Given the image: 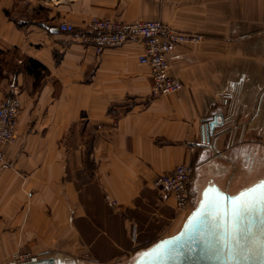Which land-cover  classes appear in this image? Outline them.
Masks as SVG:
<instances>
[{
  "label": "crops",
  "instance_id": "0c3cea01",
  "mask_svg": "<svg viewBox=\"0 0 264 264\" xmlns=\"http://www.w3.org/2000/svg\"><path fill=\"white\" fill-rule=\"evenodd\" d=\"M92 17L201 34L169 54L182 87L152 97L138 37L95 55L57 28ZM10 49L45 72L0 80V99L15 93L20 105L1 146L0 264L23 248L55 264H127L184 222L154 188L158 174L190 164L193 205L207 183L234 193L264 176V0H0V50Z\"/></svg>",
  "mask_w": 264,
  "mask_h": 264
},
{
  "label": "water",
  "instance_id": "95a60500",
  "mask_svg": "<svg viewBox=\"0 0 264 264\" xmlns=\"http://www.w3.org/2000/svg\"><path fill=\"white\" fill-rule=\"evenodd\" d=\"M217 118H208L203 126L201 145L208 146ZM261 181L264 176L234 193L221 189L214 182L207 183L180 229L138 251L128 264H264V204L254 203L232 221L231 227L236 229L234 241L228 235V213L233 198L242 192L248 195L259 192ZM213 197L222 198L223 206L218 209L207 207L208 200ZM7 264L55 263L52 257H47Z\"/></svg>",
  "mask_w": 264,
  "mask_h": 264
},
{
  "label": "built area",
  "instance_id": "2783aa9c",
  "mask_svg": "<svg viewBox=\"0 0 264 264\" xmlns=\"http://www.w3.org/2000/svg\"><path fill=\"white\" fill-rule=\"evenodd\" d=\"M57 28L69 33L72 41L90 46L95 55H99L105 47H116L132 38H140L143 52L138 56V62L149 68L152 97L175 92L182 87L179 78L169 74V54L179 44L198 43L203 38L199 33L175 29L158 19L123 22L112 18L92 17L83 29H76L65 21L59 22ZM19 109L15 93L0 99V163L5 162L1 146L11 143L14 138ZM192 173L190 164L180 163L170 171L158 174L153 180L154 188L173 199L177 213L190 209L189 186ZM35 259V256L25 252L10 262L19 263Z\"/></svg>",
  "mask_w": 264,
  "mask_h": 264
},
{
  "label": "trees",
  "instance_id": "16d2710c",
  "mask_svg": "<svg viewBox=\"0 0 264 264\" xmlns=\"http://www.w3.org/2000/svg\"><path fill=\"white\" fill-rule=\"evenodd\" d=\"M15 52L16 51L14 49L6 50V51L0 50V80L5 76V73H8L10 71L13 72L21 71L26 77H29L33 81V83L38 81L39 78L45 72L44 66L41 65L36 60H34L33 58L23 55L19 58V62H17L15 60L16 57ZM91 147H92V138L88 137L84 142V148H85L84 152L86 157L84 168L87 169H91L93 166V162L89 159V153L91 151Z\"/></svg>",
  "mask_w": 264,
  "mask_h": 264
},
{
  "label": "snow or ice",
  "instance_id": "6c2138e0",
  "mask_svg": "<svg viewBox=\"0 0 264 264\" xmlns=\"http://www.w3.org/2000/svg\"><path fill=\"white\" fill-rule=\"evenodd\" d=\"M256 202L264 204V181L260 182L259 192H256L252 195H248L247 193L242 192L239 197L233 198L231 202V209L228 213L230 217L228 235L231 238V240L234 241L236 239L234 235L236 229L231 227L232 221H234L237 217H239L243 212L248 211L250 207ZM222 206H223V200L222 198L219 197L210 198L207 203V207L211 209H218ZM156 247L159 248V246Z\"/></svg>",
  "mask_w": 264,
  "mask_h": 264
},
{
  "label": "rangeland",
  "instance_id": "374dc122",
  "mask_svg": "<svg viewBox=\"0 0 264 264\" xmlns=\"http://www.w3.org/2000/svg\"><path fill=\"white\" fill-rule=\"evenodd\" d=\"M193 174V173H192ZM191 179H192V175H191ZM191 179H190V184H191ZM191 202V204H190V209L192 210V208H194V206H195V204L193 205L192 204V201H190ZM190 209H188V210H186L185 212H183L182 213V216L184 215V218H185V216L187 215V213H188V211L190 210ZM190 210V211H191ZM190 213V212H189ZM178 214V213H177ZM181 214V213H180ZM182 216H180V217H182ZM184 218H183V221H184ZM25 252H28L31 256H35L36 258H38L36 255H34V254H32L31 252H30V249H28V248H23V249H17V250H15V251H13L6 259H7V262H10V261H12L14 258H16V256H18V255H22L23 253H25Z\"/></svg>",
  "mask_w": 264,
  "mask_h": 264
},
{
  "label": "bare ground",
  "instance_id": "6f19581e",
  "mask_svg": "<svg viewBox=\"0 0 264 264\" xmlns=\"http://www.w3.org/2000/svg\"><path fill=\"white\" fill-rule=\"evenodd\" d=\"M190 210H191V209H190ZM190 210L188 211V213L191 212ZM188 213H187V214H188ZM187 216H188V215H187Z\"/></svg>",
  "mask_w": 264,
  "mask_h": 264
}]
</instances>
